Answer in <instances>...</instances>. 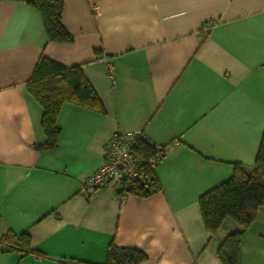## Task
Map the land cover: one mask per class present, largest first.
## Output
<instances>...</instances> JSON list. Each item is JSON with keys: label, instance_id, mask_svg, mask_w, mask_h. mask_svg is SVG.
Listing matches in <instances>:
<instances>
[{"label": "crops", "instance_id": "1", "mask_svg": "<svg viewBox=\"0 0 264 264\" xmlns=\"http://www.w3.org/2000/svg\"><path fill=\"white\" fill-rule=\"evenodd\" d=\"M70 43H47L37 10L0 0V264H104L110 242L141 249L138 264H222L240 232L237 264H264V205L248 228L203 225L199 196L250 170L264 130V0H62ZM44 55L81 71L105 111L64 102L57 144L26 83ZM106 61L111 64L112 86ZM115 132L164 145L148 197L82 180ZM27 233L34 252L7 249Z\"/></svg>", "mask_w": 264, "mask_h": 264}, {"label": "trees", "instance_id": "2", "mask_svg": "<svg viewBox=\"0 0 264 264\" xmlns=\"http://www.w3.org/2000/svg\"><path fill=\"white\" fill-rule=\"evenodd\" d=\"M24 2L39 12L47 43H70L72 34L64 27L61 15L62 0H8ZM33 98L42 108L41 128L46 137L37 149H51L57 144L60 128L56 124L57 114L64 102L104 112V106L96 92L83 75L80 66H64L41 55L26 83ZM163 152L164 145H161ZM136 152L146 158L158 151L141 140ZM231 174L198 198L201 218L205 229L215 234L222 221L230 217L243 228H248L256 218L257 209L264 205V130L257 148L254 166L248 170L239 163H232ZM156 170V169H155ZM155 170L144 167L141 177L121 181L123 191L148 197L160 189ZM240 232L228 234L219 245L216 255L222 264H237ZM2 240L7 249L34 252L29 235L7 233ZM147 255L138 248L119 246L110 242L104 264H138ZM70 264H87L70 260Z\"/></svg>", "mask_w": 264, "mask_h": 264}, {"label": "built area", "instance_id": "3", "mask_svg": "<svg viewBox=\"0 0 264 264\" xmlns=\"http://www.w3.org/2000/svg\"><path fill=\"white\" fill-rule=\"evenodd\" d=\"M108 76L112 86L115 85L111 71V64L106 61ZM141 140L158 152L146 158L136 152V147ZM165 150V149H164ZM163 149L150 139H144L141 133L123 134L115 132L107 142L105 154L98 168L85 177L81 183V194L88 196L96 189L104 187L111 181H126L141 177L144 167L155 170L159 164Z\"/></svg>", "mask_w": 264, "mask_h": 264}]
</instances>
